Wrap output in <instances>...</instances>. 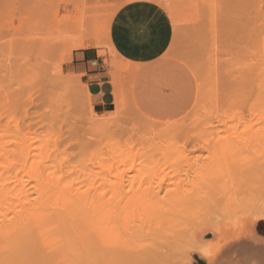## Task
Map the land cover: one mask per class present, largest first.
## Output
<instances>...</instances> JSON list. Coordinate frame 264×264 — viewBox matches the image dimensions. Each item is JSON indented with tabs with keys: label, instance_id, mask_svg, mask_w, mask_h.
Returning a JSON list of instances; mask_svg holds the SVG:
<instances>
[{
	"label": "rangeland",
	"instance_id": "obj_1",
	"mask_svg": "<svg viewBox=\"0 0 264 264\" xmlns=\"http://www.w3.org/2000/svg\"><path fill=\"white\" fill-rule=\"evenodd\" d=\"M133 1L137 0H0V167L1 169L6 168L5 171H2V175L4 174L3 177L7 183L13 184L16 179H21L24 185L32 186L35 183V176L39 175L42 179L44 178V175H49L50 178L55 180H60L65 177V183L73 182L74 184L76 182L79 184L83 180L88 181V179H86L88 177L90 179L89 183H85L83 181V184L85 183L87 185L93 184V182H99L98 178H96L97 180H95V178H91V176L88 175L100 174L103 176L102 172L104 171H101L102 167L110 171L111 169H113L114 171L116 170V172H122L126 169L131 170L135 167L138 169H146L147 167L146 175L148 172H151L152 175H150L146 180V186L147 184H149L148 182L151 177V180L153 179V181L155 182H150L151 184L149 185L157 187L159 185L158 183L160 182L157 177L162 178L163 175H165L164 179H161V181H164L162 183L164 187L166 189H175L176 185L173 184L176 182L174 181L188 183L182 181L184 179L185 181H188L185 176V171H187L188 165L185 162L189 163L188 159H190L189 164H193V161L198 160L200 157V159H206L208 155L207 152L201 150V144L199 147H197L194 143L195 141L192 142L189 136H185L184 138L182 135L177 138V135L179 134H177L176 136L173 135V131H176V129L178 130V128H180L178 126L186 124L195 125V118H198L197 121L200 120L207 123V120H205V115L209 112L203 113L205 112V110L211 111L210 114H213L216 118H219V116H216L218 114H215L213 110L217 112H219V109L220 111L223 110V112L220 113L226 115L225 117H227L231 112H235L230 114V117L233 116V119L229 118V123L230 125L232 124V127H239L243 124L242 121L244 122L247 119V116L245 115L248 112L243 113L245 112L246 108L242 107L244 108V110L241 109L242 113L237 112L239 111L237 110L239 109V106L244 105L241 103V101H238L241 100V97L235 96L236 94L228 95L230 97H234V102L232 101L233 103L231 101H227L229 103L228 105L235 104L233 107H229L228 105H226L227 102L225 98H218L224 101L217 99L213 100L214 98H212V102L217 101L215 102L218 105L217 108V105L215 103H213L215 104L213 105L212 102H208L209 100L205 101L207 99H205L204 97L209 98L208 95L210 92H214V94L219 93L221 95H216H218V97H222V95H224L222 94V92H226L227 90L222 91L221 89H219V87H221V85L219 86V84H227V80L229 78H232L234 74L242 75L234 72L235 70H233V68L237 69V66H246L245 68L249 67L246 69L247 75L252 73V71L249 72L248 70H250L253 66H250L248 61L244 57H248V59H251L253 57L252 62L254 63H257V61H261V59H264V57H261L262 51V55H264V16H262L264 15V10L262 11L260 9H264V0H253V2L252 0H226V3L223 4V0H221L220 2L217 1L220 3L217 4L218 7H214L215 0H200L199 7H197L198 5H196V0H146L155 2L160 5L167 12L170 20L172 21L174 28L173 40L170 48L162 58L165 60L168 69L172 68L176 72H178V76L180 78L179 87L182 90L186 91V93L188 92V95L184 100L186 108L178 115L173 116L169 120H166L167 118L165 117L162 120V115L158 112L157 103L164 92H166V89L172 86V82L176 79L175 73L170 72L165 75L156 73L154 69L155 66H153L152 63L141 66V68H138L136 70L135 65L121 59V56L114 48L111 41V23L114 15L122 5ZM210 2L211 4H213L212 7L216 9L212 8L209 5ZM170 3L172 4V6L170 5ZM253 3L254 6L252 5ZM206 5L210 6L208 8L215 10L216 16L219 15L216 18L218 19V21L216 20V22H214L215 17L211 18V16L215 14L214 11H211V9H209L212 12L210 13V18L214 21L205 18L209 16V14L207 13L210 12L208 11L207 13H205L206 11L204 10L208 9ZM251 5L255 7V11H253V9H251V12L249 11ZM256 5L261 6L257 8H259L263 13L258 12L259 9H256ZM237 6L238 9H242L236 12L234 10ZM217 8L220 9L218 10L219 13L217 12ZM221 8H223V10L225 9V11H222ZM243 8H249L246 11L251 13V15H249L250 17L246 16L248 14H245V10L243 11ZM196 9H198L199 12L203 11V14H207L205 17L203 16V19L205 20H203V22H206L212 28L215 27V31H213L211 27L208 28L212 29V31H210V34L215 36H211V39H208L210 40L209 42L206 38V32L209 31H205L202 29V27L195 24L199 21H195L197 13ZM235 14L239 16H235ZM253 15H260V18L257 17L260 21H257V19H249L252 17L255 18ZM238 17L242 18L241 21L238 19ZM229 19H233L232 21H235V23L232 21L229 22ZM249 20H252L251 22L255 20L254 23H252L253 26L246 25L250 23ZM242 21L245 22V24H243ZM217 22L219 24H217ZM70 23L78 25L85 24L91 29H98V31L106 39V47L92 49L100 52L105 50L104 53L106 56L104 54L100 55L101 53L98 52V64L101 70H103L104 72V78L108 80L109 83H111L110 73H113L115 76L119 77L122 80L124 86V106H122L120 110L117 111V113L114 112L115 114H109V112L113 109L112 104L115 100V98L113 99L114 95L112 96L111 104L106 107H101L97 105L93 100L91 91L88 89L87 84L81 80L80 75L67 74L64 71L63 64L68 61L72 52H66L67 48H64V51H62L64 46L62 48L60 47L64 45L66 41H71L70 37L73 35V33L69 32L70 26H68V24ZM229 23H231L233 28L230 27ZM237 23H241V26H238ZM199 24L200 23H198V25ZM252 24L250 23L249 25ZM226 25H229V27H226ZM258 25L260 26V28H258ZM224 28H228L230 30H224ZM241 28H243L244 30H242ZM235 29L238 30V33H233L234 37H231L230 34L234 32L233 30ZM226 31L228 33H226ZM239 32L240 34H242L241 32H243V36L241 35L242 37L239 35ZM258 32L259 35H257ZM219 33L226 34L225 36H229L230 38H226ZM236 35L238 36V39H233L236 38ZM245 35L249 39L244 37ZM239 36L241 38V42L242 40L246 39V42H242L243 45L246 43L244 46L241 44V42H234L240 40ZM221 37L226 39L227 41L223 40ZM258 40H262V43L260 44L261 41L259 42ZM224 41H233L236 45L234 43H232L233 45H231L230 43L225 44ZM250 41H252L253 43ZM205 42H207L209 45ZM257 42L258 44H256ZM221 43L223 49L226 48V51H230L234 47L236 51L234 50L233 52H238L243 46V49L240 51H243V53H245L246 55L242 57L239 54L238 56H241V59L237 57V54L240 52L236 53V55L228 53V55L232 57L225 55L227 53L225 51L222 53V55L220 52V50L222 49L217 50L218 47L222 48L220 45ZM205 44H207L208 48L211 47V50H213V52H208L210 55L204 56V54H207L205 53V51L203 52V48L206 47ZM214 44L219 45L216 46ZM237 44L238 47H236ZM212 45L214 46V48H212ZM226 45L233 47H231V49H228L227 47H225ZM246 45L249 49H246L248 50V52H250V49H252L253 47L254 48L252 49V52L256 51L254 52V54L250 53V55L252 54L251 58L249 57L250 55H248L247 51H244ZM255 45H257L258 48ZM259 45L261 48L259 47ZM214 49L216 53L214 52ZM205 50L207 49L205 48ZM195 51L197 53H194ZM218 55H220V57H218ZM61 56L62 62L60 61ZM224 56H226L225 60H223L224 58H222ZM258 56L261 57V59H259ZM200 57L201 59H204L205 62L203 60H200ZM254 57H257L258 59ZM185 58L187 60H185ZM228 58H232V60H229ZM242 58H244V61L246 62H244ZM105 59L108 61H105ZM111 59L114 60V66H110ZM210 59L215 60H211L214 62L210 64ZM255 59L257 60L254 61ZM226 60H229L228 62L230 63L228 64H230V66H228L227 62L224 63V61ZM235 62H237L238 64H236ZM232 64L233 66L231 67ZM258 64H260V62ZM209 65L212 66V68L208 67ZM214 66H219V69H214ZM240 68L241 67H239L238 69L240 70ZM230 69L233 71H231ZM196 70H198L201 75ZM219 71H221L222 74ZM208 72L210 73L209 75ZM212 75H214V78L216 77L215 79H219L215 81L212 80V82L210 80L214 79L212 78ZM225 75L227 76V78H224ZM244 76L245 73H243L242 77ZM220 78L224 79L225 82H218L219 80H221ZM237 78H240V76H238ZM246 78L251 79L249 84L246 83L248 82V80L246 82H243L245 85H247V88L248 85L254 84L257 79L251 76ZM234 79L236 80V78ZM229 81L235 84H231ZM229 81V84H227V86L224 87V85H222L221 88L225 89L226 87H233L234 89H236L235 91L238 92L237 95L242 94V92L246 90L245 87H243V89L242 87H240L241 85H243L242 83L238 85V83L233 82L232 80ZM237 81H239V79ZM243 81H245V79H243ZM146 82H149L150 87L149 85L147 86ZM212 83L217 85V89H215L216 91L213 90V92L209 90L210 88L213 89L216 86L214 85L213 87ZM160 88H164L165 91L160 90ZM234 89H232L231 92H233ZM218 90L221 92H219ZM205 92L206 94H204ZM233 97L226 99L231 100L233 99ZM207 103L208 106L205 107L204 105H207ZM200 104L201 106H204L205 109H202L203 107L200 108ZM211 104L212 106H210ZM213 106L216 109H213ZM221 107H223L224 109H222ZM227 107H229L230 109H227ZM165 111L166 109L163 108V112ZM236 113L243 114V117L246 119L243 120V117L240 116V118L236 115ZM199 115L200 117H198ZM201 117L203 118L202 120ZM220 117L222 118V116ZM216 118L209 117V119L212 120ZM221 118L216 119L215 121H208L211 124L213 123L214 126H219V124L215 122L220 123L221 121V123H223L224 119L222 121ZM236 118L238 120H236ZM172 121H174L173 125L171 124ZM226 121L227 118L225 119V122ZM230 121H232V123ZM237 121L238 125L235 124ZM172 126L173 128H170ZM225 128L226 127L221 124V126H219V130L217 131V136H226L225 133L227 132L224 131L226 130ZM170 129H174L173 131L169 132L170 134L168 132H165L169 131ZM184 135L188 134L185 133ZM193 135H191L192 138ZM166 137H168L169 140H173V142L171 141V143L168 141H164V144L166 145V147H163L164 150L171 144L178 145L177 149L180 148L181 153H187V149H185L186 151H182L181 148L183 147H180L185 145L186 143V145H188L184 146V148H188L190 149V151H193L192 153L188 152L186 156H184L183 154L179 156L181 161L186 160L185 162L181 163V168L179 167L180 164L178 165V162L180 161H176V159L179 157L173 158L174 156H171V154L165 155L164 150H161L162 152L159 151L158 153H153L152 151L151 153L149 150L148 151L150 153L146 152V149L149 148L148 144H151L154 141V143L160 142L161 140L163 141V138ZM183 139L186 142L183 141ZM161 142L158 145L162 148V146L164 145H162ZM190 142L192 143V145L194 144L195 149H192L193 146H191ZM28 143L32 144V150L34 151V158H32L33 161L30 160L29 164L24 163L22 156L25 146ZM157 147L155 148V150H157ZM177 149L175 147L174 149H170V151L173 152ZM99 152L102 155H99ZM133 154H136V158L133 157ZM194 155L199 156L194 157ZM148 169L150 171H147ZM179 169L181 171H178ZM30 170H32V174L29 173ZM99 171L101 172L99 173ZM163 171L166 174H162ZM93 172L98 173L94 174ZM105 174L108 173L105 172ZM153 175L157 177H154ZM167 175H169V178H167ZM109 177L106 176L105 178H108L110 180L113 179L111 178V176ZM179 178L181 179L173 180ZM92 179L93 181H91ZM168 179H172L171 182L173 181L174 183L169 182ZM101 181L102 184L104 179ZM181 182H179V184ZM167 183H169L168 185H173L174 188L165 185ZM86 185L84 187H87L86 189H88V185ZM90 186L92 185H89V187ZM99 186L100 183L99 185H97V187ZM183 186H185V184H183ZM81 187L82 189H84L83 186ZM185 187L190 188L189 185H186ZM107 189L109 188H106V190ZM262 196L263 197H261V199L264 198V194H262ZM230 207L234 208V204L231 206H226V208L228 209H231ZM235 208L236 209L230 210L231 213L232 211L236 212L237 210L239 211L243 209H239L238 206ZM228 209L224 208V210H227V212H225V214H223L222 216L229 215L230 212L228 211ZM210 218L213 219L212 217ZM177 219L178 218H176V220ZM179 220L182 221H177V223H174V225H181L180 229L177 226L173 228L171 225L166 224L157 232L160 233V231H162L164 235L159 234L160 236H158L156 234L155 237L157 236L160 238L158 239L154 237V240L152 241L154 242L155 239H158V241L160 242L157 243V241H155L158 245L155 246V248H158L159 246L163 247L162 250L164 252H169V254L171 253L170 256L173 259V262H176L178 264H180L179 262L181 261H186V258L182 255L183 253L180 254V252L176 251L178 249H175V245H173L174 243L171 242L175 241V243L177 242L179 245H186L187 243L185 241L187 240L186 237L188 234H186L187 232H185V230L187 231L188 227L185 228L184 226H191L188 225L187 222L189 221L190 223V218H188L187 221L186 219L181 218ZM213 220L215 221L217 219ZM183 227L185 228V230H183ZM163 228L168 231H163ZM256 228L260 235L264 236V220H260L258 225H256ZM166 232L167 234H165ZM160 239H162V241ZM160 243H162V246L160 245ZM154 244H152V246H154ZM168 244L172 245L169 246ZM178 244L176 245L179 246ZM187 246L188 247L186 248H189L190 244H188ZM171 247L174 249H172ZM191 256L192 264H199L196 256L194 254H191Z\"/></svg>",
	"mask_w": 264,
	"mask_h": 264
},
{
	"label": "bare ground",
	"instance_id": "obj_2",
	"mask_svg": "<svg viewBox=\"0 0 264 264\" xmlns=\"http://www.w3.org/2000/svg\"><path fill=\"white\" fill-rule=\"evenodd\" d=\"M199 1L200 0H196V5H198L197 7H199ZM217 1L220 2L221 0H215L214 7H218L217 4H220ZM225 1L226 0H223L222 4L226 3ZM254 3L252 4L253 6ZM209 5L211 7L213 6L211 2L209 3ZM252 5L250 6V12L252 11L251 9L255 11V7H253ZM210 6H207V8ZM257 7L261 6L256 5V9H259ZM235 8L236 9L233 10L236 12L242 9H238V6ZM209 9L211 8L204 10L206 11L205 13L210 11ZM221 9L222 11H225V9ZM247 9L243 8V11L245 10V14H248L246 16L250 17L249 15H251V13L246 11ZM260 9L262 11L264 10L263 8ZM260 9L258 12L263 13ZM218 10L220 9L217 8V12ZM196 11L197 13L195 21H199L195 24L202 27L203 30L209 31L206 32V38L207 40L211 39V36L214 35H211L210 31H212V29L213 31H215V27L212 28L206 22H203V18L207 14H209V16L205 18H208V20H210L212 17H215V21L212 19L211 20L216 22V20L218 21V19L216 18L219 15L217 14L218 16H216L215 10L213 9H211V11H214L215 14H213L214 16L212 15L211 18V11L207 14H203V11L199 12L198 9H196ZM235 16L239 15L235 14ZM253 16L255 18L252 17L249 19H257V21H260L257 18H260V15ZM238 19L241 21L242 18L238 17ZM232 20L233 19H229V22ZM251 21L252 20H249V22L252 24L255 20L253 22ZM232 22L235 23V21ZM198 23L200 24L198 25ZM242 23L245 24V22L243 21ZM217 24L219 23L217 22ZM240 24H238V26H241ZM249 24L246 25L253 26V24ZM229 25L231 28H233L231 23H229ZM229 25H226V27H229ZM68 26H70L69 32L73 33V35L70 37L71 41H66L64 45L60 47L62 48L64 46L62 51H64V48H67L66 52H73L74 50L80 48L88 49L106 47V39L98 31V29H91L85 24L78 25L70 23L68 24ZM209 27H211L212 29H208ZM258 28H260V26ZM225 29L227 30L228 28H224V30ZM237 29H235L236 31L233 30L234 32L231 31V34L229 32L231 37L236 34L235 32L238 33ZM241 29L244 30L243 28ZM243 32L241 33L243 34ZM226 33L228 32L226 31ZM242 34H240L239 32L240 36ZM220 35L226 37V34ZM257 35H259V32ZM235 37L236 38L233 39H238L237 35ZM244 37H246V35ZM222 39L227 41L224 38ZM245 40H242V42ZM209 41L210 40H208V42ZM225 41V44L230 43L231 45H233L232 43L234 42L240 43L241 38L239 41L234 42ZM258 41H261L260 44L262 43V40ZM207 44H205V48L207 50L203 48V52L205 51V53H207H203L204 56L210 55L209 53L213 52V50H211V47H207ZM256 44H258V42ZM214 45L218 46L219 44ZM220 45L222 47V43ZM243 46L240 48V50L243 49ZM255 46L257 47V45ZM225 47L231 49V47L233 46L226 45ZM236 47H238V44ZM246 47L244 48V51H247L248 55H250V53L254 54V52H256H252V49L254 47L250 49V52H248L249 49L247 45ZM212 48H214V46ZM225 49H223V47H218L217 50H220L221 54L224 51L227 52L225 55H228V53L236 55V53L240 52L237 54V57L240 59L241 56L244 57V55H246L245 53H243V51L240 50L238 52H233L235 50L234 47L230 51L228 49V51H226ZM104 51L98 52L101 53L100 55H105ZM262 52L261 57L263 58L264 55H262ZM194 53L197 52L195 51ZM239 54L241 56H238ZM252 54L249 56L250 58L252 57ZM228 56L232 57L230 55ZM218 57H220V55H218ZM225 57L226 56L222 57L224 58L223 60L226 59ZM261 57L258 56L259 59H261ZM244 58L248 61L250 66H253L248 71H252V73L249 74L251 77L257 78L254 84L248 85L247 88V85L243 83L247 80L248 82L246 83H250L251 79L246 78L250 77L246 73V69L249 67L245 68L246 66H237L238 68L241 67L243 69L240 68V70H242L240 71L238 68H233V70H235L234 72L242 75L243 73H245V76L242 77V75L234 74L232 78H229L227 80V84H229V80L238 83V85L242 83L245 86L241 85L240 87H242V89L243 87H245L246 89H244L245 91L242 92V94L237 95L238 92L235 91L236 89H234L233 87H226L225 89H223L221 88L222 85H224L225 87L227 86V84L220 83L219 86L221 85V87L218 86L219 89H221L222 91H227L222 92V94H224L222 95V97H218V95L216 94L219 93L214 94L213 92V90L217 89V85L212 83L213 87L214 85H216L213 89H209L213 93L210 92L209 95L207 94L209 98L204 97L205 99H207L205 101L209 100L208 102H212V98H214L213 100H221L218 98H225L226 102H232L234 100V97L231 96L233 97V99L227 100L226 98H231L228 95L236 94L235 96L241 97V100L238 101H241L244 106H239V109H237L239 111L237 112H241V109L244 110V108H246V110L243 113L248 112L246 115L244 114L245 116H247V119L243 117V114H241L242 112L240 114L236 113L237 116L243 117V120L246 119L244 122L241 120L243 123L242 125H240L239 127H236L235 125V127H232V124L230 125L229 118L233 119V116L230 117V114L235 112H231L229 115L227 114V117H225L226 115L220 113L223 112V110L220 111L219 109V112L213 110L215 114H218L216 116H219V118H221L220 116H222V121L224 119L223 123H221V121L220 123H215L219 124V126H221L222 124L226 127V130H224L227 132H224L226 136L219 137L217 136L219 126H214L213 123L211 124L208 121H215L219 118H216L213 114H210L211 111L205 110V112L203 113L209 112L205 115L206 118L204 117L205 120H207V123L205 121H197L198 118H195V125L186 124L178 126L180 128L176 127L178 128V130L176 129V131H173L174 129L165 131L168 133L173 131L174 133L172 134L175 136L179 134L177 135V138L182 135L184 138L185 136H189L192 142L195 141L194 143L197 147H199L201 144V150L208 153L206 159H200L201 157L199 159L197 158L198 160L193 161V164H189L190 159H188L189 163L185 162L186 160L181 161L179 156H181L182 154L186 156L188 152L192 153L193 151H190V149L188 148H184V146L188 145H186V143L185 145L180 147H183L181 148L182 151L187 149V153H181L180 148L177 149L178 145L171 144L164 150L163 147H166L164 141L173 142V140H169L168 137L163 138L164 140H161L162 142L160 141L161 144L164 145L162 146V148L158 145L160 142H156V144L154 143V141L152 142L153 145L152 143L148 144L149 148H152L146 149L147 153H150L151 151L153 153H158L159 151L164 150L165 155L171 154V156H174L173 158L179 157L176 159V161H180L178 162V165L180 164V168L182 167V162L187 163L188 169L187 171H185V176L188 181H185V179L182 181L188 182L189 184L182 183L181 181H174L176 182L174 183L173 181L171 182L172 179H168L169 182L174 183L173 185H176V187L175 189H166L162 184L164 181H161L162 178L164 179L165 175H163L162 178H158L157 176L153 175L154 177H157V179L161 183L159 182V185L157 187L149 185L152 182H155L153 181V179L151 180L150 177V180L148 182L149 184H147L146 186V180L150 175H152L151 172H148L149 174L147 173L146 175L147 167L146 169H138L135 167L131 170L126 169L122 172H116V170H106L101 166V171H104L102 172L103 176L100 174L88 175L91 176V178H95V180H97L96 178H98L99 182L97 181L93 182V184H87L88 189H86L87 187H84L86 185L85 183H89L90 179L85 175L88 181L83 180L85 182V185L83 184V181L79 183L85 190L82 189V187L77 182V184H74L73 182L65 183V177L60 180H55L50 178L49 175H44V178L42 179L39 175L35 176V183L30 186L24 185L21 179H16L13 184L7 183L3 177L4 174L2 175V171H5L6 168L1 169L0 167V264H178L176 262H173V259L170 256L171 253L169 254V252H164L162 250L163 247L159 246L158 248H155V246H158L155 241H157V243L160 242L158 241L160 237H155V235H164L162 231H160V233L157 232L166 224L171 225L173 228L177 226L180 229L181 225H174V223H177V221H182L179 220L180 218L186 219V221L188 218H190V223L189 221L187 222L188 225L192 226H184L185 228H189H187V231L183 227V230H185V232H187L186 234H188L186 237L187 240L185 241L187 243L186 245H184L183 243V245H179L177 242L175 243L174 240V242H171L174 243L173 245H175V249H178L176 251L180 252V254L183 253L182 255L186 258V261H181L179 262L180 264H192L191 254L197 255L199 258L205 260L207 264H264V236L260 235L256 228V225H258L259 221L264 220V198L261 199V197H263L262 194H264V59H261V61H257V63H254L252 62L253 57L251 58L252 60L248 59V57ZM244 58H242L243 61ZM228 59L232 60V58ZM257 59H255L254 61H256ZM185 60L187 59L185 58ZM200 60L204 61V59H201V57ZM211 60L215 59H210V61ZM229 60L224 61V63H230L228 62ZM60 61L62 62V56L60 57ZM105 61L108 60L105 59ZM212 62L214 61H211L210 64ZM259 62L260 64H258ZM235 63L238 64L237 62ZM114 65V60L111 59L110 66ZM228 66H230V64H228ZM232 66L233 64L231 65V67ZM208 67L212 68V66L210 65ZM218 67L214 66V69ZM196 71L199 73L198 70ZM209 74L210 73L208 72V75ZM175 75L176 79L172 82V86L166 89V92H164L157 103L158 112L162 115V120L164 117L167 118L166 120H169L173 116L178 115L181 111L184 110L183 106L172 104L175 101H169L170 97H177V89L180 86V78L177 74ZM213 76L214 75H212V78H214ZM238 76H240V78H237ZM110 77L111 83L113 85V95L115 100L112 104L113 109L109 112V114L114 112L117 113V111H119L120 108L124 106V86L122 80L119 77L115 76L113 73H110ZM215 78L210 80L215 81L219 79ZM224 78H227V76L225 75ZM234 78H236V80ZM238 79L239 81H237ZM243 79H245V81H243ZM222 81L225 82L224 79H221L218 82ZM232 89H234L233 92H231ZM204 94H206V92ZM215 102L217 101H213L212 104ZM212 104L210 106H212ZM228 104L229 103L227 102L226 105ZM234 105L235 104L228 106L233 107ZM199 106H201V104ZM204 106H208V103ZM204 106H201L200 108L203 107L202 109H205ZM229 107H227V109H230ZM163 108L166 109L165 112H163ZM212 108L216 109L214 106ZM221 108L224 109L223 107ZM198 117H200V115ZM209 117L216 119L212 120L209 119ZM226 118L227 121L225 122ZM237 118L236 120L239 119ZM202 119L203 118L201 117V120ZM230 122L232 123V121ZM173 123L174 121H172L171 124L173 125ZM237 123L238 121L235 124L238 125ZM170 128H173V126ZM185 133H187L188 135H184ZM191 135H193V138ZM183 141L185 140L183 139ZM155 145H157L158 147ZM191 146H193L192 149H195L194 144L192 145L191 143ZM156 147L157 150H155ZM175 147L177 150H174L173 152L170 151V149H174ZM32 148V144L30 143L25 146L22 154L24 163L29 164L30 160L33 161L32 158H34V151L32 150ZM100 154L101 153L99 152V155ZM195 156L196 155H194V157ZM198 156L199 155H197L196 157ZM133 157L136 158V154H133ZM101 171H99V173ZM147 171L150 170L148 169ZM178 171L181 170L179 169ZM105 172L108 174H105ZM29 173L32 174V170H30ZM93 173L95 174L98 172ZM163 173L166 174L164 171L162 172V174ZM169 175H167V178H169ZM101 176L104 179L102 184L101 180L103 179ZM106 176H111V178L113 179L110 180L108 178H105ZM180 179L181 178L173 180ZM91 181H93V179ZM179 182H181L182 184H179ZM94 183L95 185L96 183L97 185H99L100 183V186L102 187H97V185L95 186ZM168 184L169 183L165 185ZM183 184H185V186L189 185L190 188L183 186ZM89 185L92 186L89 187ZM173 185L168 186L174 188ZM106 188L109 189L106 190ZM233 204L234 208H226V206H231ZM237 206L239 207V209H243L239 211L235 210L236 212L232 211L231 213L230 210L236 209L235 207ZM224 208L228 209V211L230 212L228 216H222L223 214H225V212H227V210L225 211ZM210 217L217 220L214 221ZM219 217L220 219H223L220 220ZM176 218L178 219L176 220ZM163 231L168 230H165L163 228ZM165 234H167V232ZM154 237L158 239H155V241L152 242L154 240ZM160 240L162 241V239ZM152 244H154V246H152ZM176 244H178L179 246H177ZM188 244H190V247L186 248L188 247ZM160 245L162 246V243H160Z\"/></svg>",
	"mask_w": 264,
	"mask_h": 264
},
{
	"label": "crops",
	"instance_id": "obj_3",
	"mask_svg": "<svg viewBox=\"0 0 264 264\" xmlns=\"http://www.w3.org/2000/svg\"><path fill=\"white\" fill-rule=\"evenodd\" d=\"M170 5L172 6L171 3ZM173 36L174 28L167 12L151 1L137 0L122 5L111 23V41L114 48L121 59L135 65L136 70L152 63L156 73L165 75L171 72L178 75L174 69H168L162 58L170 48ZM98 60L97 50H75L63 64V69L67 74L80 75L96 104L106 107L112 103V85L104 78ZM146 83L150 87L149 82ZM160 90L165 91L164 88ZM187 95L188 92L179 87L177 97H170L169 101H175L172 104L185 109L184 100Z\"/></svg>",
	"mask_w": 264,
	"mask_h": 264
},
{
	"label": "water",
	"instance_id": "obj_4",
	"mask_svg": "<svg viewBox=\"0 0 264 264\" xmlns=\"http://www.w3.org/2000/svg\"><path fill=\"white\" fill-rule=\"evenodd\" d=\"M199 264H207L205 260L199 258L197 255H195Z\"/></svg>",
	"mask_w": 264,
	"mask_h": 264
}]
</instances>
